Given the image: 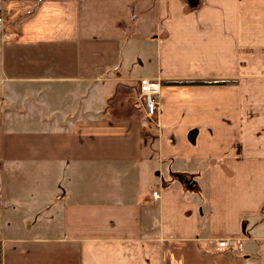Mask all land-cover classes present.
<instances>
[{
	"label": "crops",
	"instance_id": "crops-1",
	"mask_svg": "<svg viewBox=\"0 0 264 264\" xmlns=\"http://www.w3.org/2000/svg\"><path fill=\"white\" fill-rule=\"evenodd\" d=\"M0 16L1 264H264V0Z\"/></svg>",
	"mask_w": 264,
	"mask_h": 264
},
{
	"label": "built area",
	"instance_id": "built-area-1",
	"mask_svg": "<svg viewBox=\"0 0 264 264\" xmlns=\"http://www.w3.org/2000/svg\"><path fill=\"white\" fill-rule=\"evenodd\" d=\"M5 26V20L0 16V32L3 31ZM161 85L158 81L142 79L139 81V94L143 101V107L146 116L153 117L156 114L158 102L157 96L160 92ZM154 197H157V193H153ZM230 240L219 239L214 242L215 248L221 250L228 247ZM1 264V261H0Z\"/></svg>",
	"mask_w": 264,
	"mask_h": 264
},
{
	"label": "trees",
	"instance_id": "trees-1",
	"mask_svg": "<svg viewBox=\"0 0 264 264\" xmlns=\"http://www.w3.org/2000/svg\"><path fill=\"white\" fill-rule=\"evenodd\" d=\"M223 81H167L169 85H206V84H221Z\"/></svg>",
	"mask_w": 264,
	"mask_h": 264
}]
</instances>
